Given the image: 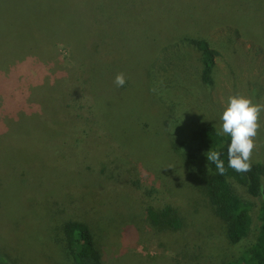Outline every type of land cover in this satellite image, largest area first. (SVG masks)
Here are the masks:
<instances>
[{"label":"rangeland","instance_id":"rangeland-1","mask_svg":"<svg viewBox=\"0 0 264 264\" xmlns=\"http://www.w3.org/2000/svg\"><path fill=\"white\" fill-rule=\"evenodd\" d=\"M2 2L13 11L19 5ZM210 3L220 8L219 25L206 18ZM239 7L260 14L261 39L235 36L231 23ZM103 12V22L89 20ZM49 14L39 23L44 29L63 26L77 41L84 31L91 36V55L83 64L63 39L48 45L39 63L20 69L18 85L0 73V264H71L61 245L60 229L68 220L88 225L97 247L103 246L101 264H234L255 244L259 221L238 245L229 243L191 175L202 155L189 162L181 154L199 127L221 132L229 96L264 103V0H72L52 5ZM168 24L178 37L207 39L220 51L213 87L199 82L193 59L164 79L163 90L148 78L161 53L157 29ZM167 58L184 60L177 51ZM119 73L123 87L114 83ZM23 90L19 104L14 95ZM67 94L81 101L62 103ZM260 124L251 159L264 163V112ZM105 165L110 168L101 173ZM118 176H141L140 190L116 185ZM234 187L244 202L252 201L243 187ZM148 204L177 208L184 235L145 225Z\"/></svg>","mask_w":264,"mask_h":264},{"label":"trees","instance_id":"trees-1","mask_svg":"<svg viewBox=\"0 0 264 264\" xmlns=\"http://www.w3.org/2000/svg\"><path fill=\"white\" fill-rule=\"evenodd\" d=\"M37 1H42L39 9L36 5ZM68 1L72 0H18L17 10L13 11L7 9L0 0V73L4 77H13L14 84L12 86L17 84L18 78L21 76L20 69L30 64L39 63L42 60L41 55L49 49L48 45H53L56 41L65 39L63 43L72 48L77 59L81 57L85 61L83 64L90 58V51L86 47L87 43L91 41L90 35L83 31L84 39L77 41L63 31V26L60 30L49 32L46 28H43V24H39L49 17L52 5L58 6ZM172 1L175 2V0ZM23 3L26 6L22 5ZM210 5L212 10L206 18L212 21L213 24L219 25V17L216 14L219 13L220 8L214 3H210ZM99 7L100 5L95 6V8ZM208 7L209 4L202 9V13ZM93 10L91 8L90 11ZM186 13L183 12V14ZM236 13L237 15L231 23V26L236 27L235 36H239V32H242L246 38H251L254 35L255 39H261L260 14L255 10L251 12L246 7L237 8ZM105 15L106 12L98 15L91 13L89 14V20H92L93 17L97 22H103ZM53 16L51 14L50 19ZM63 17L67 19L66 16ZM100 17L102 20H100ZM171 27L172 25L168 24L157 29L156 36L160 40L163 38L162 42L160 41L162 45L161 53H159L157 61L149 68L148 78L151 79L152 77L157 81L158 91L163 90L165 87L164 79L166 81L170 80V75L175 68L184 66L185 62L189 64L190 59H193L199 66V69L198 66L196 68L199 82L206 88L213 87L215 63L221 56L220 51L212 46L210 40L191 38L186 35L178 37V32H176L178 30L175 26L171 30ZM103 37L104 35L101 36V41ZM93 43L97 44L95 40H93ZM98 49L94 48V51H98ZM173 51H177L179 57H184L182 63L167 58V55ZM180 51L185 54L180 55ZM16 65L18 67L13 68ZM11 67L13 69H10ZM87 81L88 79L84 78L83 82L87 83ZM171 83L175 85V90H177V85ZM24 96V90L19 95L15 94V101L20 104L23 102L22 98ZM63 96L62 103L66 101L67 104L72 105L75 101H81L75 95L67 94ZM86 101H90V97ZM163 104L170 107L164 101ZM169 104L172 105V102H169ZM90 105L92 109L93 104ZM82 107V105H79V108ZM68 108L70 106H64V109ZM187 143V149L191 152L187 151L186 146H182L186 151L184 155L180 153L182 160L187 159L189 162H194L198 160L197 155H202V161L199 160L201 164L199 170L197 172L191 170V175L197 181L199 189L206 197L216 217L222 221L224 233L229 243L234 246L238 245L248 236L253 221L255 219L259 221V232L255 244L245 252L244 256H240L234 264H264V197L262 196L264 163L252 162L251 170L246 173H239L229 168L227 164V146L230 143V137L221 135L220 131L212 125H205L194 130ZM192 149L194 150L193 153ZM209 150L221 153V159L224 160L226 168L224 175H220L215 165L207 160L206 153ZM108 168L110 167L103 166L100 170L101 173H104ZM142 176H145L144 172H142ZM139 179H141V176H139ZM139 179L118 176L114 182L118 186L126 185L131 189L140 190ZM234 185L243 187L252 201L244 202L235 191ZM256 200L260 201V205L256 203ZM144 213L145 225L147 224L157 232L168 233L174 237L184 235L186 226L184 218L174 206L166 205L162 208H156L148 204ZM60 230L63 236L61 245L71 264H101L103 246L97 247L94 237L85 222L68 220L63 222ZM3 259L4 256H0V260L3 261Z\"/></svg>","mask_w":264,"mask_h":264},{"label":"clouds","instance_id":"clouds-1","mask_svg":"<svg viewBox=\"0 0 264 264\" xmlns=\"http://www.w3.org/2000/svg\"><path fill=\"white\" fill-rule=\"evenodd\" d=\"M114 83L117 87H123L126 83L124 74H117ZM262 112H264V103L255 102L250 96L234 94L228 97L220 117L222 121L220 134L230 137L227 146V164L236 172L246 173L251 170V158L257 149ZM206 157L215 165L220 175L225 174V162L221 159L219 151L209 150Z\"/></svg>","mask_w":264,"mask_h":264},{"label":"water","instance_id":"water-1","mask_svg":"<svg viewBox=\"0 0 264 264\" xmlns=\"http://www.w3.org/2000/svg\"><path fill=\"white\" fill-rule=\"evenodd\" d=\"M262 196L264 197V189L262 190Z\"/></svg>","mask_w":264,"mask_h":264}]
</instances>
